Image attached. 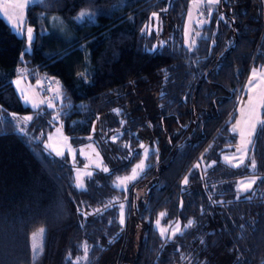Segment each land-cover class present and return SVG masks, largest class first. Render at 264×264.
Returning <instances> with one entry per match:
<instances>
[{"label": "trees", "instance_id": "trees-1", "mask_svg": "<svg viewBox=\"0 0 264 264\" xmlns=\"http://www.w3.org/2000/svg\"><path fill=\"white\" fill-rule=\"evenodd\" d=\"M190 2L32 1L29 48L0 14V264H68L85 244L80 264H264V182L250 199L237 198L236 186L264 176V132L247 154L256 169L223 158L237 143L231 124L245 82L264 64V0L202 4L187 44ZM82 12L92 20L78 22ZM24 69L32 82L56 79L59 98L23 102L13 78ZM59 123L74 158L47 147ZM88 140L109 171L94 168L80 190L74 165ZM145 147L142 172L117 187ZM157 220L183 228L162 236ZM40 226L34 261L31 233Z\"/></svg>", "mask_w": 264, "mask_h": 264}, {"label": "rangeland", "instance_id": "rangeland-1", "mask_svg": "<svg viewBox=\"0 0 264 264\" xmlns=\"http://www.w3.org/2000/svg\"><path fill=\"white\" fill-rule=\"evenodd\" d=\"M206 3L207 4V0H200L199 5L197 6L196 0H191L190 5H189V9H188V13L186 16V21H185V26H184V39H185V43H190L192 41V31H193V24L194 22H197L200 20L199 18V10L201 8V5ZM208 5H212V4H208ZM10 14L8 13L7 18L10 22V24L13 26V29L16 30V32L18 34H23L27 40V48L30 47V43L34 37L35 34V30L33 26L27 25L25 23V8L21 11V10H15V14L13 15L12 18H9ZM6 16V15H5ZM22 17V20L20 19ZM31 28L32 29V39L31 41L28 39V32L27 29ZM256 70L257 73V77L258 79L253 81V83L256 85V87H251L249 85V80L250 78H252V73L253 70ZM46 79L45 76H41L39 77L36 81L32 82L28 75L24 74L21 75L17 78V80L15 81L14 85L15 88L17 90V92L20 94L22 100L25 102V97H27V104L33 106V105H40L42 103H51L54 101V99H58L59 98V88H58V81L56 79L54 80V84L52 87H50L48 89V92H45L43 90V80ZM19 82V83H17ZM244 93L240 96L239 100H238V104H237V108H236V117L234 119V121L231 124V130L234 126L237 127V143L234 146V149L229 151V152H225L223 154V158L225 156H229L232 157L234 155H238L236 153V148L240 146L241 143V137L239 135V132L241 129H245V121L249 120L250 116H251V109L252 107L256 104V100L254 99L253 104L250 105L248 104V101L250 98H257L259 97V95L264 92V64L262 65H258V66H253L249 76L245 82L244 85V89H243ZM53 100V101H52ZM261 108H258L259 114H261ZM261 117V115H260ZM254 119V117H253ZM239 122V124H238ZM250 130V129H248ZM51 138V139H49ZM67 138V139H65ZM47 145L51 146L49 147L50 149H52L54 152H56V150H61L63 149L64 152H69L71 158H74V156L76 155V149L74 147H72V145L69 142V139L67 137V135L65 134V132L62 129V125L59 123L57 124L54 129L48 133L47 135V140H46ZM68 148H71L73 151H68ZM250 148V147H249ZM79 150V154L82 156L83 161L79 162V163H75L74 165V174H75V182H76V177L77 174L79 172L80 175V179L82 180L83 184L85 185V176L87 174H89L94 168H105V164L103 163V159L101 156V153L98 149V147L95 145L93 140H88L84 143H82L78 149ZM146 150L147 147H145L144 151H143V155L141 156V158L132 166L131 170L123 175L118 176L117 178H120L121 180H123L125 177L130 176L132 174V170L134 168H136L137 165L141 164V162H143L144 167L146 166ZM248 154V153H247ZM144 169V168H143ZM137 171L139 172V174L142 172L139 169H137ZM256 177V175H254ZM116 178L115 184L117 187L120 188H125L128 183L130 181H125L124 184L120 185L118 182V179ZM250 178H254L253 175H248V176H244V177H240L236 180V186L238 181H244ZM121 205H123V212H125V203H121ZM121 212V209H120ZM177 225H179V227L182 229L183 225H181V223L179 221H174L172 222L170 225H168L167 227H164L162 225H158L160 230L161 229H167L166 234L167 235H172L173 234V230L177 227ZM44 227L40 226L37 229H35L32 233H31V245H32V234L38 232L39 229H41ZM38 242L42 243V238L39 239ZM31 254H32V248H31ZM33 256V255H32Z\"/></svg>", "mask_w": 264, "mask_h": 264}, {"label": "snow or ice", "instance_id": "snow-or-ice-1", "mask_svg": "<svg viewBox=\"0 0 264 264\" xmlns=\"http://www.w3.org/2000/svg\"><path fill=\"white\" fill-rule=\"evenodd\" d=\"M30 0H25L24 3H8L7 0H5V3L3 5V9H4V14L7 16L8 15V10L9 8L13 9V11L15 12V10H23L25 5L27 3H29ZM220 2V0H207V4H218ZM197 6L200 3V0H196ZM153 17H155L157 14L153 13L152 14ZM11 18V17H9ZM93 16L91 13H87V12H82L80 13V15L76 18L78 22L83 23L85 19L88 20H92ZM22 20V17L20 18ZM28 32V39L31 41L32 39V29L28 28L27 29ZM83 75V74H81ZM257 73L256 70H253L252 73V78H250L249 80V85L251 87H256V85L253 83V81L257 80ZM19 83V82H17ZM25 102H27V97L24 98ZM254 99L256 100V104L252 107L251 109V116L249 118V120L245 121V129H241L239 132V135L241 137V143L240 146L236 148V153L238 155H234L232 157L229 156H225L224 160L225 162H227L231 167H235V168H240V167H244L245 169H256L257 165H256V161L255 159H252L250 157H248L247 153L249 151V147L252 143V138L257 135V129H259L260 132H264V119H261L258 108L260 107H264V92H262L259 97L257 98H250L248 101V104L252 105ZM33 107H37V105H33ZM49 107H51V105H49ZM117 112H119V110H115ZM254 117V119H253ZM13 118H15V115L13 114ZM32 119L31 116H27L24 117L23 120L24 121H30ZM239 124V122H238ZM250 129V130H248ZM20 131L22 132L23 129H20ZM233 132L237 131V127L234 126L232 128ZM51 139V138H49ZM67 139V138H65ZM115 139V138H113ZM47 147H51L50 145ZM68 151H73L71 148H68ZM57 156H63L64 155V150H56L55 153ZM146 154H147V150H146ZM246 161H250L249 163H246ZM194 167H199V165H195ZM144 168L143 162H141V164L137 165L136 168H134L132 170V174L130 176L125 177L123 180H121L120 178L118 179V182L120 185L124 184L125 181H134L137 176L139 175V172L137 171V169H139L140 171H142ZM103 171L107 172L109 171L107 168H104ZM89 176L91 175V173L88 174ZM253 177L254 178H250L244 181H238L237 182V198H239L241 195H244L245 199H250L251 198V193L253 191V186L258 182H264V176L262 177H255L254 173H253ZM185 184L188 183V177L184 178L183 181ZM75 187H77L80 190H84V184L82 182V180L80 179V175L79 172L77 174L76 177V184L74 185ZM219 203V202H217ZM108 207V206H105ZM121 207V212H120V223L123 224L124 223V212H123V205L120 206ZM97 213H99L101 211V209H96L95 210ZM165 215V213H161V216L163 217ZM157 225L160 224V221L157 220L156 221ZM193 221L189 220L187 225H185L184 227L186 228H190L193 226ZM45 232V229L41 228L38 230V232L33 233L32 234V255H33V260L35 261V259L39 256V254L42 251V243L38 242L40 238H42L43 234ZM167 232V229H161L160 234L163 236L165 235V233ZM181 232V228L179 227V225H177V227L173 230V235L180 233ZM83 251L85 253V255L83 257H77L76 261L73 262L71 260V257L69 256L68 259V264H80L81 260H87V252H88V246L85 244L83 245Z\"/></svg>", "mask_w": 264, "mask_h": 264}, {"label": "crops", "instance_id": "crops-1", "mask_svg": "<svg viewBox=\"0 0 264 264\" xmlns=\"http://www.w3.org/2000/svg\"><path fill=\"white\" fill-rule=\"evenodd\" d=\"M32 1H37V0H30V2H32ZM7 2L8 3H17V2H19V3H24L25 2V0H7ZM4 3H5V0H0V14L6 19L7 18V16H5V14H4V9H3V5H4ZM28 4V3H27ZM27 4L25 5V13H26V6H27ZM8 13L10 14L9 16L11 17H13V15L15 14V12L13 11V9H11V8H9V10H8ZM11 17V18H12ZM8 22H9V20L8 19H6ZM10 23V22H9ZM12 26V25H11ZM12 28H13V26H12ZM16 31V30H15ZM21 35H23V34H21ZM24 74H26V69H24L19 75H17L16 77H14L13 78V83H15V81L17 80V78L19 77V76H21V75H24ZM27 75V74H26ZM20 95V94H19ZM21 97V96H20ZM22 99V98H21ZM24 102V101H23Z\"/></svg>", "mask_w": 264, "mask_h": 264}, {"label": "built area", "instance_id": "built-area-1", "mask_svg": "<svg viewBox=\"0 0 264 264\" xmlns=\"http://www.w3.org/2000/svg\"><path fill=\"white\" fill-rule=\"evenodd\" d=\"M46 79L43 80V84L45 87L49 88V87H52L53 85V82L50 78L48 77H45Z\"/></svg>", "mask_w": 264, "mask_h": 264}]
</instances>
